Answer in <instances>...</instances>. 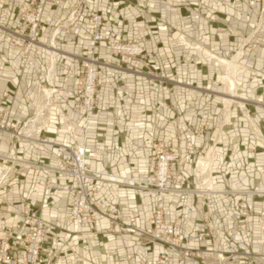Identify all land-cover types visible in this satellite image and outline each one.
<instances>
[{
	"label": "crops",
	"instance_id": "obj_1",
	"mask_svg": "<svg viewBox=\"0 0 264 264\" xmlns=\"http://www.w3.org/2000/svg\"><path fill=\"white\" fill-rule=\"evenodd\" d=\"M20 2L0 0V93H11L9 119L18 124L36 109L43 69L52 52L51 28L67 17L75 0H47L32 48L38 59L23 72L15 62L18 48L7 36V30H20ZM93 11L105 22V39L94 55L111 66L99 74L96 117L83 131L73 93L76 81L65 71L78 68L81 57L93 52L88 36ZM82 15L79 26L61 30L54 40L57 92L45 126L18 142L10 128L0 131V166L12 149L19 160L9 180L0 184V238L6 228L21 236L11 240L21 262L23 235L30 228L22 212L29 206L45 221L40 264H148L161 247L127 230L131 211L139 214L137 225L148 231L149 219L162 208L164 219L178 223L187 236L201 231V216L208 211L234 264H251L261 236V201L249 191L263 185L256 167L264 163V100L256 104L254 99L264 94V1L249 6L246 0H87ZM117 37L140 39L165 81L153 79L140 62L110 54L107 46ZM229 71L238 82L234 94L221 83L225 79L220 76ZM64 119L74 125V137L67 134ZM188 119L193 127L186 125ZM175 123L181 128L177 130ZM200 127L204 131L195 134ZM255 127L261 129V137L253 132ZM153 136L170 142L181 156V163L171 168L169 191L155 192L143 184L153 164ZM75 142L96 150L90 167L101 178L95 205L86 209L84 222L65 216L72 191L61 186H72L73 177L58 176L55 170L56 147ZM198 155L208 164L210 183L221 190L197 192L199 173L193 162ZM48 182L53 184L50 189ZM240 201L252 208L248 227L239 225ZM98 206L119 207L122 225L101 216ZM186 245L206 248L210 239H190ZM176 261L177 257L170 259L171 264Z\"/></svg>",
	"mask_w": 264,
	"mask_h": 264
},
{
	"label": "built area",
	"instance_id": "obj_2",
	"mask_svg": "<svg viewBox=\"0 0 264 264\" xmlns=\"http://www.w3.org/2000/svg\"><path fill=\"white\" fill-rule=\"evenodd\" d=\"M60 0H54L59 3ZM87 0H75L67 17L56 23L50 31V44L52 49L51 56L43 69L42 84L38 89V103L34 113L25 121L18 124L9 119L11 106V93L6 91L0 93V131L8 128L12 130L13 139L18 142L21 139H30L39 132L47 123V114L51 107L50 100L57 92L54 85V73L56 70L57 57L55 53L54 40L61 30H69L72 27L79 26L82 20V12L84 4ZM249 6H253L264 0H246ZM47 0H21L19 3V18L17 26L20 30H7L9 41L16 46V66L18 71H25L34 66L38 59L39 53L32 48L37 44L39 35V27L44 14V7ZM91 32L89 40L93 52L90 55L81 57L80 66L76 69L66 70L65 73L75 78L76 86L73 91L78 98V107L80 110V127L86 131L91 121L96 117L95 110L98 105V96L100 90L99 74L101 71L110 67V63L100 61L94 55L99 43L105 39L104 28L105 22L99 11H93L90 15ZM151 38H153L151 36ZM110 54L126 58L130 61L140 62L149 70V75L159 82L165 81L154 68V64L144 56L141 42L137 39L129 41L122 37H117L107 46ZM222 79L231 83V71L220 76ZM230 88L237 90V85H231ZM264 94L260 95L258 102H261ZM264 98V97H263ZM247 119H249L248 115ZM66 132L69 136L74 137L75 127L67 119H64ZM176 129L181 126L174 124ZM188 127H193L191 119L186 121ZM204 131L203 127L198 128L195 134L199 135ZM258 137H261V129L255 127L253 131ZM264 148V142H262ZM153 151L152 168L147 179L143 182L146 189L155 192L169 191L168 181L171 176V168L181 163L179 152L171 149L170 142L158 141L154 138L150 144ZM54 154L57 159L55 170L58 176L70 175L73 177V184L62 185L64 191H72V202L64 213L67 218L77 222H84L87 219L86 209L95 205L93 202L94 195L100 188L101 178L99 172L90 167V161L96 159L97 152L94 148L87 147L85 144L73 143L70 147L59 145L56 147ZM19 162L14 150L5 158V163L0 166V184L9 180L10 173L14 165ZM184 162H189L184 160ZM194 167L199 173L197 192L202 195H209L217 190L210 183L208 177V164L205 159L198 155L193 162ZM260 173L262 187L250 190V194L258 197L261 201V210L257 220V224L264 232V163L256 167ZM52 182H48L46 187L50 189ZM229 194L235 195L237 190L227 189ZM101 216L107 217L111 222L122 225V213L117 206H98L96 207ZM237 210L242 212L239 225L249 226L248 218L252 214L251 205L245 201L236 203ZM26 224L30 226L28 232L23 235L25 241L24 259L18 262L14 256L11 246V240L20 238L21 236L11 228L3 230L0 238V264H40L41 253L43 251V243L46 237L45 221L40 217L36 210L25 206L22 212ZM139 214L131 211L128 218L127 230L137 237H149L151 241L160 245L161 250L157 252L156 257L149 261L148 264H171L170 259L177 257L174 264H231V255L224 251L217 227L212 223L210 213L204 212L201 216L202 229L194 236H187L176 222H167L164 219L162 208H157L149 219L150 229L145 231L138 225ZM205 238L212 240L210 248L188 247L186 242L190 239L202 241ZM264 257V254H262Z\"/></svg>",
	"mask_w": 264,
	"mask_h": 264
},
{
	"label": "rangeland",
	"instance_id": "obj_3",
	"mask_svg": "<svg viewBox=\"0 0 264 264\" xmlns=\"http://www.w3.org/2000/svg\"><path fill=\"white\" fill-rule=\"evenodd\" d=\"M137 40H139L140 42H141V45H142V41L140 40V39H137ZM143 47V46H142ZM144 51V50H143ZM144 54V56L146 57V58H148L146 55H145V53H143ZM149 59V58H148ZM150 60V59H149ZM230 81H228V80H222L221 81V83H224L225 85H226V87H227V89H228V91H230V93H235L236 91L234 90V88H230L231 87V85H237V87H238V82H236V81H234L233 83H229ZM229 86H228V85ZM204 90H206V89H204ZM207 91V90H206ZM233 93V94H234ZM259 97H260V95H256L255 96V99H254V102L256 103V104H260L261 102H263V100H264V98L262 97V100H261V102H258L257 100L259 99ZM260 214V213H259ZM258 217H259V215H258ZM257 220H258V218H257ZM260 232H261V230H260ZM210 239V238H209ZM212 245V240L210 239V245L207 247V248H210V246ZM224 251H226V249H224ZM227 253H229L230 255H231V258H230V263L231 264H234V258H233V253H231V252H229V251H226ZM262 254H264V232L261 234V236H260V239H259V241H258V244H257V250H256V252H254V253H252L251 254V256H250V263L251 264H264V257L262 256Z\"/></svg>",
	"mask_w": 264,
	"mask_h": 264
},
{
	"label": "bare ground",
	"instance_id": "obj_4",
	"mask_svg": "<svg viewBox=\"0 0 264 264\" xmlns=\"http://www.w3.org/2000/svg\"><path fill=\"white\" fill-rule=\"evenodd\" d=\"M234 80V79H233ZM230 83V82H229ZM233 83V82H232ZM228 85V84H227ZM229 86V85H228ZM234 93V92H233Z\"/></svg>",
	"mask_w": 264,
	"mask_h": 264
}]
</instances>
